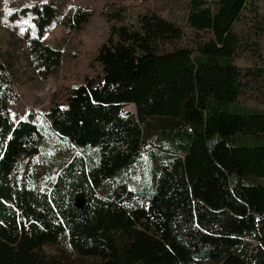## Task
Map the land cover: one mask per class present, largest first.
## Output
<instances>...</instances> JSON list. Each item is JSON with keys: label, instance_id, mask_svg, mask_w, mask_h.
I'll list each match as a JSON object with an SVG mask.
<instances>
[{"label": "trees", "instance_id": "1", "mask_svg": "<svg viewBox=\"0 0 264 264\" xmlns=\"http://www.w3.org/2000/svg\"><path fill=\"white\" fill-rule=\"evenodd\" d=\"M187 4L186 25L201 35L192 48L156 13L113 25L94 57L100 73L45 111L74 152L48 188L33 186L29 168L42 126L13 121L0 57V264H46L43 248L62 239L79 264H264V110L238 102L264 81L263 68L237 64L247 49L235 27L251 6ZM30 12L36 36L57 17L49 2ZM91 16L75 8L63 24L78 32ZM28 47L40 77L58 71L60 51L36 38ZM156 138L171 147L156 146L149 184L131 183Z\"/></svg>", "mask_w": 264, "mask_h": 264}, {"label": "rangeland", "instance_id": "2", "mask_svg": "<svg viewBox=\"0 0 264 264\" xmlns=\"http://www.w3.org/2000/svg\"><path fill=\"white\" fill-rule=\"evenodd\" d=\"M48 2L56 8L57 17L40 36H36L30 8ZM249 5L250 12L245 13L243 21L235 27L247 49L240 53L237 64L242 68L243 62L248 60L245 66L264 69V0H249ZM75 8L86 9L92 16L78 32H68L63 22ZM9 9L11 14H8ZM187 12V0H0V57L8 65L17 95L16 100L8 101V109L14 122L40 123L43 129L38 145L39 156L29 167L35 174L33 186L48 188L57 171L74 155L67 143L50 133L44 114L52 104L64 105L69 88L80 84L85 77L100 73L94 57L106 41L110 27L119 24L131 26L140 17L156 13L182 28L184 35L178 42L179 46L192 48L201 40V35L187 27ZM33 38L61 52V66L54 75L44 78L37 74L28 47ZM238 102L247 108L264 110V81L251 85ZM123 111L134 113L131 105L125 106ZM159 144L163 148L171 147L159 138L154 140V147L146 145L151 149L130 176L131 183L147 185L152 181L156 168L154 157L158 154L156 146ZM108 186L104 185L103 190ZM250 243L256 245L252 241ZM43 253L46 264L80 263L64 239L44 247ZM90 262V259H85V264Z\"/></svg>", "mask_w": 264, "mask_h": 264}, {"label": "water", "instance_id": "3", "mask_svg": "<svg viewBox=\"0 0 264 264\" xmlns=\"http://www.w3.org/2000/svg\"><path fill=\"white\" fill-rule=\"evenodd\" d=\"M132 111L135 112L134 106L132 107ZM84 203H85L84 198L81 195L75 197L74 207L76 209H81L84 206Z\"/></svg>", "mask_w": 264, "mask_h": 264}, {"label": "snow or ice", "instance_id": "4", "mask_svg": "<svg viewBox=\"0 0 264 264\" xmlns=\"http://www.w3.org/2000/svg\"><path fill=\"white\" fill-rule=\"evenodd\" d=\"M43 2H47V0H43ZM11 9L8 10V14H11Z\"/></svg>", "mask_w": 264, "mask_h": 264}, {"label": "crops", "instance_id": "5", "mask_svg": "<svg viewBox=\"0 0 264 264\" xmlns=\"http://www.w3.org/2000/svg\"><path fill=\"white\" fill-rule=\"evenodd\" d=\"M78 85V84H77Z\"/></svg>", "mask_w": 264, "mask_h": 264}]
</instances>
